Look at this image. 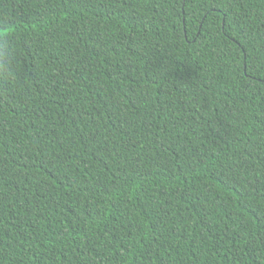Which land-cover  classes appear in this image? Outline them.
Here are the masks:
<instances>
[{
  "label": "trees",
  "instance_id": "16d2710c",
  "mask_svg": "<svg viewBox=\"0 0 264 264\" xmlns=\"http://www.w3.org/2000/svg\"><path fill=\"white\" fill-rule=\"evenodd\" d=\"M0 264H264V0H0Z\"/></svg>",
  "mask_w": 264,
  "mask_h": 264
}]
</instances>
